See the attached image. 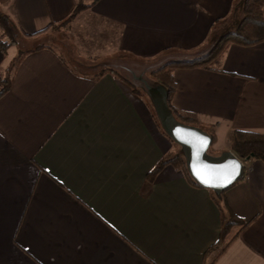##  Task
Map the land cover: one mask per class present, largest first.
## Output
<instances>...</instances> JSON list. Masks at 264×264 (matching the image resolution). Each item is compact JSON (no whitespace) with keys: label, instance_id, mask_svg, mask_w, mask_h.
Masks as SVG:
<instances>
[{"label":"crops","instance_id":"0c3cea01","mask_svg":"<svg viewBox=\"0 0 264 264\" xmlns=\"http://www.w3.org/2000/svg\"><path fill=\"white\" fill-rule=\"evenodd\" d=\"M238 1L0 0L28 35L24 48L0 50V75L31 50L0 96V264H264L263 163L242 161L244 176L224 193L247 226L210 249L221 227L212 190L171 164L148 182L176 143L130 85L94 77L125 56L207 49ZM79 3L88 6L71 24L79 58L98 60L85 72L46 44ZM173 78L171 105L212 128V155L232 152L234 130L264 135V41L230 44L214 69L178 67Z\"/></svg>","mask_w":264,"mask_h":264},{"label":"trees","instance_id":"16d2710c","mask_svg":"<svg viewBox=\"0 0 264 264\" xmlns=\"http://www.w3.org/2000/svg\"><path fill=\"white\" fill-rule=\"evenodd\" d=\"M86 7L88 6L82 3L76 4L69 17L64 21L60 22L59 25L63 26L71 22V20L78 14V12L85 9ZM238 12L240 14L239 19H237ZM0 30L2 31V34L5 37V40H0V50L2 51L3 54H6L10 47L19 44V39L22 38V36L23 37L28 36L27 34L23 33L20 30L17 23H15L7 14L3 13L1 10H0ZM263 41H264V0H240L237 3H235L233 6V14L230 22L227 23L222 28L221 32L217 34L216 33L213 34L210 40L211 44L209 45V49L206 52L203 53H199L200 51L195 53L179 52L181 54H189L191 58L188 60L170 61L151 72V75L155 78L154 82H156L152 84L159 85L164 88L166 92L167 105L170 108L174 118L177 121L182 122L184 124H189L199 127L210 135L212 142L210 144L208 152L211 151L212 145L215 140V136L212 131V128L204 127L200 123L199 119L195 114L187 111H181L175 109L171 105L170 99L175 91L173 70L178 67L181 68L200 67L205 69H214L215 66L219 63L220 58L222 57V55L224 54V52L226 51V49L230 44H236V45L248 47V46H254L260 44ZM40 48H42V46H38L34 50ZM30 51L31 50L20 51L17 54L16 58L14 59V62L11 64L10 70L7 73V75L5 76L0 75V96L3 93H5L10 87V71L13 70L14 66L19 62L20 58L24 54ZM72 70L77 72L79 71L77 68H73ZM106 72H112L119 77V74L116 72V70L110 67H105L97 71L95 70L94 77H99ZM124 81L126 82L128 80L124 79ZM130 85L134 93L142 96V91L140 90V88L132 84ZM147 97L153 108L152 102L148 95ZM152 114L157 125L161 128L154 108ZM229 148L242 161L245 158H249L252 160H260L264 165V135L263 134H259L251 131L234 130L231 132L229 136ZM166 164H171L176 168L180 169L181 171L184 172V174L192 184L202 187L201 185L193 181V179L190 177L186 168L185 158L181 148L177 155H172L171 153H169L166 154L164 157H162V159L154 166V168L147 173L146 175L147 181L153 182L157 173ZM225 191L226 189L219 194H216L215 192L212 191L213 200L215 201V203L217 204L220 210L221 227H220L218 239L216 243L210 247V249L220 246L226 240L227 235L232 227L239 226L240 228L237 231L238 233L248 224V221H244L243 219L237 217L233 213L224 196ZM235 236L236 235H234L232 239H234Z\"/></svg>","mask_w":264,"mask_h":264},{"label":"water","instance_id":"95a60500","mask_svg":"<svg viewBox=\"0 0 264 264\" xmlns=\"http://www.w3.org/2000/svg\"><path fill=\"white\" fill-rule=\"evenodd\" d=\"M140 80L152 102L162 130L181 148L187 171L193 181L219 194L244 176L243 162L234 153H208L212 142L210 135L199 127L184 124L174 118L162 86L150 84L145 79Z\"/></svg>","mask_w":264,"mask_h":264},{"label":"rangeland","instance_id":"374dc122","mask_svg":"<svg viewBox=\"0 0 264 264\" xmlns=\"http://www.w3.org/2000/svg\"><path fill=\"white\" fill-rule=\"evenodd\" d=\"M239 18H240V14L238 12L237 19ZM72 20L71 22L63 26H60L59 23L58 24L53 23L51 25L52 27L50 28V30L52 31V34L50 38H46V44L57 49L58 51L64 52V56H65L64 58L66 59L67 62L70 63V66H72V68H77L79 71L85 72L89 69L84 65L91 64L92 61H93L92 63L95 64L97 63L98 60H94L96 59L95 57H89V56L82 57V59L79 58L81 49L78 47V44L76 43V39L73 37V32L75 31L71 29ZM218 27H221V26H218ZM221 30L220 28L216 29L214 33L217 34L221 32ZM78 31L80 30L78 29ZM23 39L25 38L19 39V46L15 49H22L26 46L24 43L25 41L22 42ZM0 40H5V37L3 36L1 30H0ZM209 45L207 49L200 51L199 53L206 52L209 49ZM190 58L191 56H189V54H181L179 52H171V53L161 56L160 58L156 60L154 59L150 61L130 58V56L129 57L125 56L121 59H118V60L115 59L111 62H108L107 64L104 63V64L98 65L96 68V71L102 68H105V67H110L112 69H115L116 72L119 74V78H121L123 81L124 79L128 80L126 81L128 85L132 84L140 88V90L142 91V96L144 97V99L146 100L147 104L149 105L150 109L153 112V108L150 104V101L146 93L144 92V89L142 87L143 83L140 80V78L147 80L150 84L156 83L154 82L155 78L151 75V72L153 70L158 69L159 67H161L162 65L170 61L185 60V59H190ZM174 146H175V150L172 151L171 154L177 155L180 148L177 144H174Z\"/></svg>","mask_w":264,"mask_h":264},{"label":"flooded vegetation","instance_id":"af4514ba","mask_svg":"<svg viewBox=\"0 0 264 264\" xmlns=\"http://www.w3.org/2000/svg\"><path fill=\"white\" fill-rule=\"evenodd\" d=\"M140 79H142V78H140Z\"/></svg>","mask_w":264,"mask_h":264}]
</instances>
